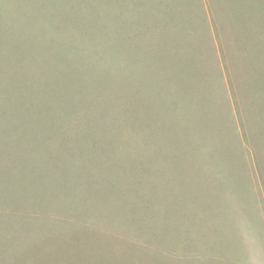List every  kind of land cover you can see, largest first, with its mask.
I'll return each instance as SVG.
<instances>
[{
  "label": "rangeland",
  "instance_id": "obj_1",
  "mask_svg": "<svg viewBox=\"0 0 264 264\" xmlns=\"http://www.w3.org/2000/svg\"><path fill=\"white\" fill-rule=\"evenodd\" d=\"M0 264H264V0H0Z\"/></svg>",
  "mask_w": 264,
  "mask_h": 264
}]
</instances>
